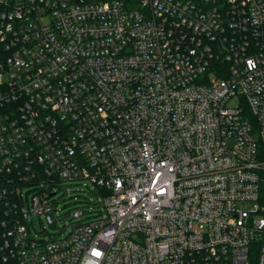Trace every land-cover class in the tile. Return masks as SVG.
<instances>
[{"label":"built area","instance_id":"built-area-1","mask_svg":"<svg viewBox=\"0 0 264 264\" xmlns=\"http://www.w3.org/2000/svg\"><path fill=\"white\" fill-rule=\"evenodd\" d=\"M0 264H264V0H0Z\"/></svg>","mask_w":264,"mask_h":264},{"label":"rangeland","instance_id":"rangeland-1","mask_svg":"<svg viewBox=\"0 0 264 264\" xmlns=\"http://www.w3.org/2000/svg\"><path fill=\"white\" fill-rule=\"evenodd\" d=\"M93 184L90 181H74L72 183H61L56 188L55 199L58 203V215H55V230L52 231L43 217H35L30 224L31 233L39 239L57 240L66 237L70 228L76 223L72 222L66 215L74 212L84 213L81 221H96L98 219L99 207L96 204L97 197L91 191ZM88 217V220H85ZM85 220V221H84ZM80 221V220H79Z\"/></svg>","mask_w":264,"mask_h":264},{"label":"snow or ice","instance_id":"snow-or-ice-1","mask_svg":"<svg viewBox=\"0 0 264 264\" xmlns=\"http://www.w3.org/2000/svg\"><path fill=\"white\" fill-rule=\"evenodd\" d=\"M98 254V253H97Z\"/></svg>","mask_w":264,"mask_h":264}]
</instances>
